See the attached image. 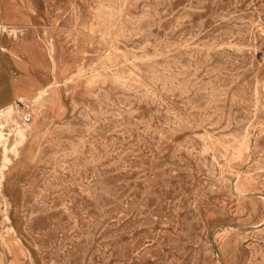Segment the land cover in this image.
I'll list each match as a JSON object with an SVG mask.
<instances>
[{
	"label": "rangeland",
	"instance_id": "1",
	"mask_svg": "<svg viewBox=\"0 0 264 264\" xmlns=\"http://www.w3.org/2000/svg\"><path fill=\"white\" fill-rule=\"evenodd\" d=\"M0 39V264H264V0H0Z\"/></svg>",
	"mask_w": 264,
	"mask_h": 264
},
{
	"label": "crops",
	"instance_id": "2",
	"mask_svg": "<svg viewBox=\"0 0 264 264\" xmlns=\"http://www.w3.org/2000/svg\"><path fill=\"white\" fill-rule=\"evenodd\" d=\"M0 43L3 44V41L0 39ZM13 44V46L17 49L18 53L22 56V58H24V60H26L27 62H32L35 58H43L45 60V49L44 46L36 43V44H30L29 41H25V42H18V41H10L8 43V46H11ZM5 45V44H3ZM36 51V54L34 55L33 53H31V51ZM5 59L9 65V71H10V67L12 66L14 70L17 71V66L15 64V62L13 61L12 57L10 55L4 54ZM39 56V57H38ZM46 61V60H45ZM9 73V72H8ZM8 73H7V78L8 77ZM15 92L12 91V95ZM17 94V93H15ZM19 95V94H18ZM19 99V98H18ZM19 119L23 121L22 117L20 114H18ZM31 122V121H30ZM29 123V122H28ZM27 124V123H26Z\"/></svg>",
	"mask_w": 264,
	"mask_h": 264
},
{
	"label": "built area",
	"instance_id": "3",
	"mask_svg": "<svg viewBox=\"0 0 264 264\" xmlns=\"http://www.w3.org/2000/svg\"><path fill=\"white\" fill-rule=\"evenodd\" d=\"M13 109L19 112L24 123L30 122L35 114L33 102L22 98L14 102Z\"/></svg>",
	"mask_w": 264,
	"mask_h": 264
}]
</instances>
